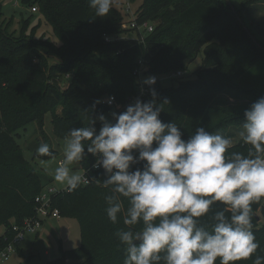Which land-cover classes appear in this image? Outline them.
I'll return each mask as SVG.
<instances>
[{
	"label": "trees",
	"instance_id": "trees-1",
	"mask_svg": "<svg viewBox=\"0 0 264 264\" xmlns=\"http://www.w3.org/2000/svg\"><path fill=\"white\" fill-rule=\"evenodd\" d=\"M135 1L123 0L126 5L120 9L118 0H113L108 15L97 17L88 0H20L24 7L38 6V13L51 27L57 43L34 33L30 34L32 39L29 35L27 39H15L0 26V228L4 229L0 252L14 236L11 225H21L34 215V199L43 189L37 170L25 159L15 140L17 131L27 124L36 122L45 137L44 117L50 114L53 134L59 139H65L72 128L88 126L90 120L95 121L93 126L98 132L102 126L99 115L112 120L113 112L125 111L129 100L139 95L134 74L139 59L146 66L145 75L175 77L178 71L185 75L187 60L202 54L201 66L193 77H175L177 85L169 88H162L157 79L140 99L153 100L154 89L155 100L162 103L159 119L177 124L184 140L200 127L234 138L242 130L245 110L215 102L223 95L250 102L264 97L261 91L237 86L264 60V43L246 30L235 8L227 4L229 0H140L130 20H125L124 8ZM133 19L138 25H156L152 32L140 35L128 27ZM131 32L136 33V38L104 40V35ZM47 56L57 57L61 64L49 66ZM56 72L70 75L67 88L60 90L49 84ZM106 96L114 97L122 108L114 111L102 102L95 103ZM57 107H61L60 114ZM44 142L50 146L47 137ZM250 149L251 145L240 139L226 155H247ZM50 151L54 153L51 148ZM85 155L79 164L90 183L73 191L66 188L52 197V207L60 218L78 222L81 245L50 264H123L125 246L115 233L127 230V226L119 214L115 224L107 217L105 196L112 194L111 187L102 184L107 179L103 169L90 171L95 157L86 150ZM143 163L133 165L131 170L142 169ZM121 200L126 209L127 198ZM223 207L217 202L205 217L198 218L200 223L210 224L211 215ZM251 207L252 230L260 245L256 255L264 256V198ZM254 259L255 255L236 264H253Z\"/></svg>",
	"mask_w": 264,
	"mask_h": 264
},
{
	"label": "clouds",
	"instance_id": "clouds-1",
	"mask_svg": "<svg viewBox=\"0 0 264 264\" xmlns=\"http://www.w3.org/2000/svg\"><path fill=\"white\" fill-rule=\"evenodd\" d=\"M88 3L97 17H105L113 0ZM143 83L155 85L156 78L149 76ZM151 94L153 100L138 99L125 111L113 112L112 120L99 115L98 132L93 120L72 128L54 180L69 191L88 184L86 174L69 166L83 160L85 150L95 157L93 167L107 176L103 186L111 187L112 194L105 196L107 217L115 224L119 214L127 226L115 233L125 246L123 264H236L254 255L253 264H264V256L256 255L260 245L252 230L251 207L264 198V97L244 112L239 136L251 145L248 154L226 155L233 145L230 138L200 127L182 139L177 124L159 119L162 103L155 100L154 89ZM36 153L54 158L47 143ZM139 162H144L142 169L132 171ZM121 197L128 200L126 209ZM217 202L224 207L211 215L210 224L200 223L198 218Z\"/></svg>",
	"mask_w": 264,
	"mask_h": 264
},
{
	"label": "rangeland",
	"instance_id": "rangeland-1",
	"mask_svg": "<svg viewBox=\"0 0 264 264\" xmlns=\"http://www.w3.org/2000/svg\"><path fill=\"white\" fill-rule=\"evenodd\" d=\"M120 5L117 7L125 6L123 0H118ZM230 4L235 8L243 22L246 30L251 32L252 35L260 43H264V0H229ZM1 3V16L0 26L3 32L15 39H27L26 35L33 33L40 37L43 35L44 39L47 38L53 43H57V39L51 27L45 22L44 18L37 12H31V7H24L20 0H0ZM140 5V0H136L126 10L122 12L125 20H130L134 11ZM233 8V9H234ZM124 9H127L125 7ZM153 26L156 22L152 23ZM24 33V34H23ZM21 35V36H20ZM32 35L29 37L32 39ZM109 38L117 39H132L136 38V33L122 34L117 36H109ZM47 63L49 66L59 65L61 61L55 56H47ZM202 54L200 53L194 60H187L186 73L182 76L184 79L193 77V74L201 66ZM256 64V62H254ZM253 67L250 72L237 82L238 88L241 90L254 89L261 91L264 94V60L261 59L259 66ZM54 75V81H49L50 85L57 86L62 90L67 88L70 81V75H59L57 72ZM162 88H169L177 85V78L168 75L157 76ZM3 86V85H2ZM231 96V95H230ZM253 101H246L240 99L230 98L223 95L215 104H222L225 107H234L232 109H240L244 111L248 109ZM57 114H60L61 107L56 108ZM43 131L45 137L40 133L36 122H31L25 128L17 131L15 140L18 143L20 150H22L25 159L37 170L39 179L43 185V189L52 188L56 192L66 189L54 180V171L58 162L64 158L65 139H59L53 134L52 123L50 114L44 117ZM242 131V130H241ZM239 133L234 135L233 145L237 144L240 140ZM46 137L50 143L51 150L54 151V158L41 157L36 153L37 148L41 143H45ZM232 145V146H233ZM72 171L82 173L79 162H74L69 166ZM4 231L0 228V234ZM81 237L78 222L73 218L46 219L41 228L36 234H26L24 239L18 243L16 251L11 252L7 257L3 258L0 264H46L56 262L62 258V254L66 251L74 250L80 247ZM14 249L16 247L14 246ZM22 249V250H21ZM70 259H67V261ZM72 262V261H71Z\"/></svg>",
	"mask_w": 264,
	"mask_h": 264
},
{
	"label": "built area",
	"instance_id": "built-area-1",
	"mask_svg": "<svg viewBox=\"0 0 264 264\" xmlns=\"http://www.w3.org/2000/svg\"><path fill=\"white\" fill-rule=\"evenodd\" d=\"M128 8H129V5H127L126 10H128ZM30 11L33 13L37 12V8L32 7L30 8ZM128 27L137 31L140 35L148 34L152 32L153 30L152 23H143L141 25H138L135 19H133L129 23ZM104 40L106 42H110L111 38H109V36L107 35H104ZM145 70H146V66L143 63V60L141 59L137 60V68H135L134 74L137 77V81L140 87V93L138 96L133 97L129 100L128 106L131 104H134L136 100L138 99L140 100L142 97L146 96L150 91L151 86L145 85L143 83V81L147 77H149L144 74ZM182 75H183V72L178 71L175 74V77H180ZM156 81H157V78H156ZM110 97L111 96H106L102 98L101 99L102 104H105L113 108L114 111L120 110L122 108V105L117 103L115 99L111 103H108V100ZM100 169L102 168L98 169V168H94L93 165L90 166V171H98ZM83 174H86L87 178L90 181L88 174L86 172H84ZM57 193L58 192L54 191L52 188L42 189L41 192L34 199V203H35L34 215L32 217L24 219L21 225H16L14 223L11 225L12 231L14 232V236L7 243L5 248L0 252V262L3 258L7 257L11 252L16 251L18 249L17 248L18 243H20L24 239L26 234H36L46 219H49V218L56 219V220L60 219L58 210L52 207V197ZM14 246L16 247V249H14Z\"/></svg>",
	"mask_w": 264,
	"mask_h": 264
},
{
	"label": "water",
	"instance_id": "water-1",
	"mask_svg": "<svg viewBox=\"0 0 264 264\" xmlns=\"http://www.w3.org/2000/svg\"><path fill=\"white\" fill-rule=\"evenodd\" d=\"M227 4H228L229 6H231V4H230L229 1H227ZM232 10H234L233 7H232ZM252 40H253V39H252ZM134 243H136V242H134Z\"/></svg>",
	"mask_w": 264,
	"mask_h": 264
},
{
	"label": "crops",
	"instance_id": "crops-1",
	"mask_svg": "<svg viewBox=\"0 0 264 264\" xmlns=\"http://www.w3.org/2000/svg\"><path fill=\"white\" fill-rule=\"evenodd\" d=\"M83 173V172H82ZM60 219H62V218H60ZM18 250V252H19V249H17ZM22 250V249H21ZM47 263V261H44V263L43 264H46Z\"/></svg>",
	"mask_w": 264,
	"mask_h": 264
}]
</instances>
